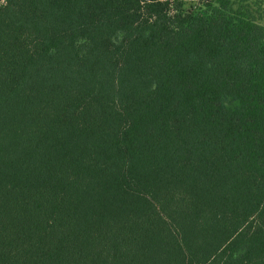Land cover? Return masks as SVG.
I'll return each instance as SVG.
<instances>
[{
  "label": "trees",
  "instance_id": "obj_1",
  "mask_svg": "<svg viewBox=\"0 0 264 264\" xmlns=\"http://www.w3.org/2000/svg\"><path fill=\"white\" fill-rule=\"evenodd\" d=\"M0 264H264V1L0 0Z\"/></svg>",
  "mask_w": 264,
  "mask_h": 264
},
{
  "label": "rangeland",
  "instance_id": "obj_2",
  "mask_svg": "<svg viewBox=\"0 0 264 264\" xmlns=\"http://www.w3.org/2000/svg\"><path fill=\"white\" fill-rule=\"evenodd\" d=\"M233 1L238 2V1H240V0H233ZM260 1H264V0H249L250 3H256V2H260ZM192 4H194V5L196 6V5H198L199 3H198V2H195V3H190V2H189V3H187V4L185 5V7L189 9V8L191 7Z\"/></svg>",
  "mask_w": 264,
  "mask_h": 264
}]
</instances>
